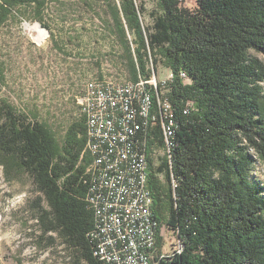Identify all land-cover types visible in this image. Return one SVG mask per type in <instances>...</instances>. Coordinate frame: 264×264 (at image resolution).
I'll return each instance as SVG.
<instances>
[{"label":"trees","instance_id":"trees-1","mask_svg":"<svg viewBox=\"0 0 264 264\" xmlns=\"http://www.w3.org/2000/svg\"><path fill=\"white\" fill-rule=\"evenodd\" d=\"M197 1L195 12L181 0H153L150 10L138 0L110 4L130 82L150 76L151 64L173 75L165 86L178 126L172 169L166 157L155 166L160 124L151 133L148 119L136 125L138 148L149 149L153 214L183 245L170 264H264V183L253 176L257 158L264 163V0ZM48 2L0 0V29L24 8L41 21ZM88 141L83 113L59 141L37 117L0 101V166L8 178L28 176L44 199L43 232L56 234L74 264H108L90 236Z\"/></svg>","mask_w":264,"mask_h":264},{"label":"rangeland","instance_id":"rangeland-1","mask_svg":"<svg viewBox=\"0 0 264 264\" xmlns=\"http://www.w3.org/2000/svg\"><path fill=\"white\" fill-rule=\"evenodd\" d=\"M141 1L152 9L153 0ZM114 3L119 0H49L41 21L28 8L15 13L0 29V101L37 117L60 141L69 123L80 117L89 87L100 81L130 82L126 52L113 28ZM181 6L192 12L199 7L197 0H181ZM150 21L145 13L143 24ZM35 24L48 32L43 44L29 30ZM152 68L165 91L170 69L151 64L150 75ZM162 157V149L153 155L155 166ZM255 167L254 178L264 183V163L257 158ZM42 207L46 203L28 176L8 178L0 166V264H74L56 234L43 232L38 218ZM163 228L160 250L171 255L178 250L176 235Z\"/></svg>","mask_w":264,"mask_h":264},{"label":"built area","instance_id":"built-area-1","mask_svg":"<svg viewBox=\"0 0 264 264\" xmlns=\"http://www.w3.org/2000/svg\"><path fill=\"white\" fill-rule=\"evenodd\" d=\"M152 71L150 76L140 75L126 84L96 82L81 102L92 158L88 202L96 224L90 236L96 257L108 264H170L174 254L183 250L177 237L178 250L171 255L160 250L159 238L165 229L153 214L149 162L147 170H139V155H149V149L147 153L138 151L135 116L139 112L130 103L133 92H140L145 99L150 133L160 124L162 151L169 169L173 167L171 135L177 134L178 126L170 116L166 91L158 84L154 68ZM182 78L187 80L185 73ZM171 183L173 188L178 186L173 174Z\"/></svg>","mask_w":264,"mask_h":264},{"label":"bare ground","instance_id":"bare-ground-1","mask_svg":"<svg viewBox=\"0 0 264 264\" xmlns=\"http://www.w3.org/2000/svg\"><path fill=\"white\" fill-rule=\"evenodd\" d=\"M29 30L37 33V37L36 40L40 43L43 44L46 39L48 38V32L42 28L41 25L39 24H35L33 26H28ZM130 103L134 106V108L137 110L136 116H135V127L137 125L138 127V121H140L139 119H148L147 116V104L145 103V99H143L142 96H140V92H133L130 95ZM173 107L169 106V113L170 116H172V118L174 119V111L172 110ZM136 127V128H137ZM175 141H176V135L173 134L171 135V152L173 151V147L175 146ZM139 153H145L143 150L140 149V147L138 148ZM172 156V154H171ZM148 156L146 154H140L139 155V170H147V165H148Z\"/></svg>","mask_w":264,"mask_h":264}]
</instances>
